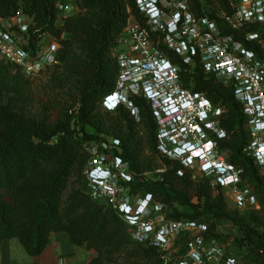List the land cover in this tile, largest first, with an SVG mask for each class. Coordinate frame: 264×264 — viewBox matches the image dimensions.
I'll return each mask as SVG.
<instances>
[{
  "label": "trees",
  "instance_id": "obj_1",
  "mask_svg": "<svg viewBox=\"0 0 264 264\" xmlns=\"http://www.w3.org/2000/svg\"><path fill=\"white\" fill-rule=\"evenodd\" d=\"M73 1L80 10L76 15L65 14L68 0H0V19L19 12L32 18L24 33L26 49L36 51L46 34L61 42L60 64L46 72L45 82L0 57V246L15 238L37 257L53 234L66 233L75 252L95 253L87 264H109L118 255L129 264H164L156 246L133 240L118 213L88 192L86 147L111 136L120 142L115 153L134 174L131 195L152 194L168 218L205 222L208 238L245 264H264V176L244 152L248 118L234 89L198 66L183 73L185 85L193 83L194 91L225 108L220 124L228 139L220 145L229 161L244 170L261 210L231 209L212 178L194 177L180 161L162 156L158 124L145 99L135 101L137 118L125 106L113 112L101 108L115 87L119 66L113 49L127 21L128 2ZM254 48L264 57V47L255 42ZM233 229L241 234L234 240ZM186 243V237L178 241L181 249L169 264L183 257Z\"/></svg>",
  "mask_w": 264,
  "mask_h": 264
},
{
  "label": "built area",
  "instance_id": "obj_2",
  "mask_svg": "<svg viewBox=\"0 0 264 264\" xmlns=\"http://www.w3.org/2000/svg\"><path fill=\"white\" fill-rule=\"evenodd\" d=\"M126 1L127 21L113 49L119 71L102 108L113 112L125 106L137 118L135 101L145 99L158 124L162 156L185 168L199 166L214 186L230 192L236 209L260 210L244 170L229 161L228 150L220 145V140L228 139L220 124L225 108L194 91L193 83L185 85L183 73L198 66L234 89L248 118L250 140L244 152L264 176V57L254 48L255 42L264 47V0ZM70 7L66 4L64 11ZM32 23L23 12L0 19V57L36 78L58 65L59 58L56 45L46 36L36 51L23 46ZM119 144L106 136L86 147L90 159L85 174L94 200L112 207L141 242L156 246L164 264L180 251L178 241L183 237L186 252L174 264H245L207 237V223L170 219L152 194L131 195L134 174L129 162L115 153Z\"/></svg>",
  "mask_w": 264,
  "mask_h": 264
},
{
  "label": "crops",
  "instance_id": "obj_3",
  "mask_svg": "<svg viewBox=\"0 0 264 264\" xmlns=\"http://www.w3.org/2000/svg\"><path fill=\"white\" fill-rule=\"evenodd\" d=\"M84 251H76L66 233L51 236V242L40 256L32 257L18 239L5 240L0 246V264H87Z\"/></svg>",
  "mask_w": 264,
  "mask_h": 264
},
{
  "label": "rangeland",
  "instance_id": "obj_4",
  "mask_svg": "<svg viewBox=\"0 0 264 264\" xmlns=\"http://www.w3.org/2000/svg\"><path fill=\"white\" fill-rule=\"evenodd\" d=\"M68 4H70L71 5V7H70V9L68 10V11H66L65 12V14H67V15H76L80 10H79V8L76 6V4L74 3V1L73 0H68ZM26 19V18H25ZM27 21H28V18L26 19ZM66 36V34L65 33H62V36H61V38H64ZM46 39H47V41H49V42H52L54 45H56V47H57V50H58V53H59V50L61 49V42H60V39L59 38H57V37H55V36H53L52 34H46ZM113 55H114V51H113ZM60 64V63H59ZM47 79V74H44V75H42V76H40V77H36V79H35V81L36 82H38L39 83V81L41 80L42 82H45V80ZM102 108V107H101ZM103 109V108H102ZM104 110V109H103ZM229 153L227 152L225 155L227 156ZM228 157V156H227ZM188 169H191V170H193V175H194V177H198V176H200V178L202 177V176H204V174L203 173H201V171H200V168H199V166H197V165H194L193 167H191V168H188ZM164 170V169H163ZM158 171H161V170H158ZM149 175H151V173H149ZM207 176V175H206ZM207 177H210V176H207ZM210 178H212V177H210ZM249 183V182H248ZM249 185H250V183H249ZM250 188H251V190H252V192L254 193V191H253V189H252V187H251V185H250ZM223 192H224V194H225V197H226V200H227V202H228V206L231 208V209H236L235 208V204H234V201H233V199H232V195H230V192L228 191V190H226V189H221ZM261 210V209H260ZM127 226V225H126ZM228 227H229V225H227ZM128 228V227H127ZM128 232H129V230H128ZM130 235H131V237L133 238V240H137V241H139V242H141L138 238H137V236L136 235H133V234H131V233H129ZM241 234H240V232L237 230V229H233V231H232V240H234V238L235 237H238V236H240ZM233 243V242H232ZM231 246L232 245H234V244H230ZM95 255V253H93V252H90V253H88V252H86V258L88 259V260H90L93 256ZM129 261H128V259L126 258V256L125 255H118V256H114V257H112L111 259H110V261H109V264H129L128 263Z\"/></svg>",
  "mask_w": 264,
  "mask_h": 264
}]
</instances>
